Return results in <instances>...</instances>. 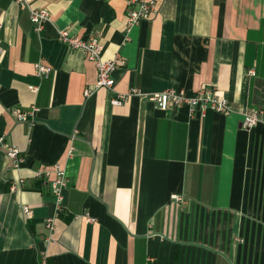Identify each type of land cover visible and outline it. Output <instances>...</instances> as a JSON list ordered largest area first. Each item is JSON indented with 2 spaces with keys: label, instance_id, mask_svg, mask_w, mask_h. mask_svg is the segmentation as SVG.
<instances>
[{
  "label": "crops",
  "instance_id": "obj_1",
  "mask_svg": "<svg viewBox=\"0 0 264 264\" xmlns=\"http://www.w3.org/2000/svg\"><path fill=\"white\" fill-rule=\"evenodd\" d=\"M154 1L155 16L129 25V0H0V137L18 149L0 144V264H264V113L241 125L264 111V0ZM31 8L48 11L39 30ZM60 29L121 55L112 88L84 96L96 66ZM202 87L231 112L150 98Z\"/></svg>",
  "mask_w": 264,
  "mask_h": 264
},
{
  "label": "built area",
  "instance_id": "obj_2",
  "mask_svg": "<svg viewBox=\"0 0 264 264\" xmlns=\"http://www.w3.org/2000/svg\"><path fill=\"white\" fill-rule=\"evenodd\" d=\"M21 7L27 5V0H14ZM158 12L157 3L154 0H129L127 3L126 9V23L129 25H137L142 21H147L155 16ZM48 11L45 8H31L30 9V20L36 26V29L39 30L43 22L47 19ZM59 40L67 44L72 49H82L85 51L87 57L94 62L97 73L96 81L93 87H86L83 90L85 97L91 96L99 88H112L114 84V79L112 77V71L116 68L117 65L124 63L121 55H116L112 59L104 60L101 58V49L102 46L95 38H90L89 41H83L77 37L71 35L67 29H60L58 31ZM50 68L48 66L36 64L35 73L37 76H46ZM254 69L248 70V75H253ZM30 91L36 92L38 86L29 85ZM134 91V90H133ZM127 94H119L114 97L111 102L113 104H121L126 98ZM151 100L156 102L159 108L167 109L171 106L187 105L191 112H197L200 115L204 114L206 109H212L215 112L221 114H229L231 112V107L227 99L219 95L216 90L202 87L200 90L194 94H187L184 90H177L174 88H168L161 92H156L151 95ZM33 111L35 108L32 109ZM264 111L249 109L243 113L241 125L244 128H251L258 123L262 122L260 119L261 114ZM18 118L24 119L26 113L23 111H18ZM0 144H4L3 137H0ZM6 154L8 157L16 159L18 154V149L7 146ZM72 150V149H71ZM54 180L51 182L52 190L55 194L57 205V211H60L63 207V189L66 183V175L64 168L55 163L53 165ZM44 174L48 175L49 171H44ZM41 173H39L40 175ZM22 182L21 179L16 181L11 185V190L15 191L19 184ZM21 211L24 217H29L31 215L30 208L27 205H22ZM53 217H48L46 219V224L49 229L53 228L52 223ZM42 264H46L45 260L42 261Z\"/></svg>",
  "mask_w": 264,
  "mask_h": 264
}]
</instances>
